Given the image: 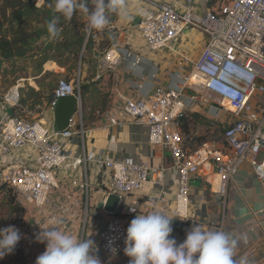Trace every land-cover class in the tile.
<instances>
[{
    "label": "built area",
    "instance_id": "obj_1",
    "mask_svg": "<svg viewBox=\"0 0 264 264\" xmlns=\"http://www.w3.org/2000/svg\"><path fill=\"white\" fill-rule=\"evenodd\" d=\"M127 1L133 11L142 10L134 27L152 52L171 49V42L185 30L197 29L204 38L201 51L188 70L180 67L178 73L169 72L167 84L151 85L138 97L121 95L117 107L122 122L144 125L148 143L170 154L172 167L178 171L172 214L189 218L190 184L204 167L215 174V193L219 197L225 195L229 181L243 163L249 164L264 193V0H221L216 10L205 14L194 11L191 0L183 2L181 10L167 1L154 10H143L135 0ZM125 57L133 58V66L141 61V57L117 46L106 50L99 64L111 68ZM150 79H156L155 75H150ZM82 83L80 72L69 80L61 78L49 100L31 108L21 101L19 84L1 97L0 182L22 199L23 209L31 214L37 232L57 219L62 221L58 226H67L66 216L73 199L68 196V204H61L56 210L47 203L58 187L56 169L71 157L66 144L85 134ZM134 88L141 89L142 84H135ZM68 95L75 97L76 109L67 126L55 131L52 111L58 99ZM197 105L203 106L210 124L222 127L220 144L218 140L194 147L184 143L179 118ZM7 106L11 107V114L6 112ZM226 114L227 119L223 116ZM18 152H22V160L16 157ZM102 163L110 171L105 192L120 201L148 183L164 184L163 168L138 163L131 156ZM147 199L156 202L153 196ZM127 227L120 214L107 212L98 252L107 259L123 253ZM44 250L45 244L42 253Z\"/></svg>",
    "mask_w": 264,
    "mask_h": 264
},
{
    "label": "crops",
    "instance_id": "obj_2",
    "mask_svg": "<svg viewBox=\"0 0 264 264\" xmlns=\"http://www.w3.org/2000/svg\"><path fill=\"white\" fill-rule=\"evenodd\" d=\"M135 1L143 10H154L158 4L166 1L175 9L181 10V4L186 0ZM220 3L221 0H191L192 8L199 14L216 10ZM141 12L142 10L133 11L129 1L124 0L123 15L115 12L106 25L108 30H113L116 34L105 51L118 46L141 57L138 65L133 66V58L125 57L117 65L106 68L99 64L102 56L97 54V64L92 69L89 70L84 64L81 78L87 83L83 94L85 134L82 138L73 137L66 144L65 148L71 151V157L56 169L58 187L50 194L47 203L50 209L56 210L59 205L68 204L70 196L73 204L69 206L66 216L67 226L64 229L58 227L81 239L90 235L88 238L96 246L107 218V211L102 208V204L107 198L105 189L110 180V171L103 165L104 160H119L131 156L138 163L164 169L163 186L148 183L140 191L119 202L115 212L120 214L127 225L135 215L153 210L175 217L172 210L178 171L172 167L170 154L162 147L148 143L147 128L144 125L122 122L123 117L117 107L120 105L121 95L138 97L140 92L148 90L151 85L167 84L169 72L178 73L180 67L188 70L191 62L199 55L204 38L197 29L185 30L171 42V49L163 48L152 52L136 34L133 24L135 17ZM183 58L188 61L185 62ZM141 74L144 79L140 78ZM153 74L156 77L154 80L150 79ZM135 84H142V88L135 89ZM190 112L198 115L199 126L205 127L210 123L203 106L197 105ZM223 116L228 118L227 114ZM195 133L199 135L202 130L197 129ZM216 136L217 133H211L208 137ZM218 142L221 143L220 140ZM16 157L22 160V152H18ZM73 180H77V183L73 184ZM215 180V174L210 173L207 167L194 176L189 189V218L174 219L171 236L179 244L184 241L187 231L193 225L223 230L233 238H239L236 259L246 257L248 264H264V193L251 167L247 163L240 165L236 175L229 181L223 197L215 193ZM9 195V190L0 182V200L7 207L12 206L8 202ZM149 196H153L156 202H150L147 199ZM15 199L23 206L20 197L15 196ZM132 207L136 208L135 212L130 211ZM29 223L31 214L24 211L22 223L19 222L18 227L21 238L34 258L27 264H34L36 258L42 254L44 243L36 242L38 232L32 234ZM96 255L99 256L101 264H129L130 259L124 252L110 259L100 252Z\"/></svg>",
    "mask_w": 264,
    "mask_h": 264
},
{
    "label": "clouds",
    "instance_id": "obj_3",
    "mask_svg": "<svg viewBox=\"0 0 264 264\" xmlns=\"http://www.w3.org/2000/svg\"><path fill=\"white\" fill-rule=\"evenodd\" d=\"M53 0L49 4L54 13L70 20L77 10L87 13V26L90 29L103 30L108 24L106 11L119 12L123 15L124 0ZM57 19L47 22V31L52 38L59 35ZM135 212L136 208H130ZM158 210L137 214L126 229L124 255L129 257V264H248L246 257L236 259V247L239 238L223 230L206 229L193 225L186 233L182 243L177 244L172 221ZM181 219V218H179ZM183 218L181 220H185ZM57 219L51 226L40 228L36 242L44 243L45 250L35 264H101L96 253L98 248L90 238L81 239L58 225ZM21 239V233L15 226L0 228V259L13 252ZM111 251L115 253V248Z\"/></svg>",
    "mask_w": 264,
    "mask_h": 264
},
{
    "label": "rangeland",
    "instance_id": "obj_4",
    "mask_svg": "<svg viewBox=\"0 0 264 264\" xmlns=\"http://www.w3.org/2000/svg\"><path fill=\"white\" fill-rule=\"evenodd\" d=\"M29 1H34L39 9L38 14L14 22L12 26L16 28L19 25L35 37L25 57L13 58L9 61L0 58V101L10 88L19 84L20 98L31 108L36 103L43 104L49 100L59 79L69 80L78 72L81 74L84 64L89 70L92 69L97 64L96 54L100 56L104 54L105 49L108 48L107 44L113 41L116 33L108 30L106 26L103 30L88 28V14L79 10L70 20L65 19L49 7L53 0ZM88 6L91 10L93 7L91 0ZM6 12L9 14L11 9H7ZM106 16L108 20L112 18L108 13ZM54 18H58L59 35L56 38L50 37L47 31V22ZM83 94L81 106L83 125H85ZM9 192L10 195H14L10 190ZM12 207L5 206V202L0 200V217L12 215ZM31 253L30 248L21 238L13 252L0 259V264H27L34 260Z\"/></svg>",
    "mask_w": 264,
    "mask_h": 264
},
{
    "label": "trees",
    "instance_id": "obj_5",
    "mask_svg": "<svg viewBox=\"0 0 264 264\" xmlns=\"http://www.w3.org/2000/svg\"><path fill=\"white\" fill-rule=\"evenodd\" d=\"M7 9L11 12L7 14ZM38 7L34 1L21 0H0V58L3 61H9L13 58L25 57L31 47L34 35L27 29L19 25L14 28V22H20L22 19H29L38 14ZM112 15L115 12L106 11ZM87 83L83 82L81 91H86ZM23 102V100L21 99ZM180 128L183 133L184 143L192 147L199 145L207 140L223 141L222 127L217 124H207L205 127L199 126L198 115L196 113L185 111L179 118ZM202 130V133L196 135V130ZM211 133H217L216 137H208ZM8 202L13 206L12 215L0 217V228L15 226L23 220V206L16 201L14 195H10Z\"/></svg>",
    "mask_w": 264,
    "mask_h": 264
},
{
    "label": "water",
    "instance_id": "obj_6",
    "mask_svg": "<svg viewBox=\"0 0 264 264\" xmlns=\"http://www.w3.org/2000/svg\"><path fill=\"white\" fill-rule=\"evenodd\" d=\"M139 19H140V16L137 15L134 19L133 24L138 23ZM76 106H77V101L75 97L72 95L64 96L58 99L52 111V115H53L52 125L55 131H61L67 126L68 119L74 113ZM6 112L8 114H11L10 106L6 107ZM119 202L120 200L116 195L110 194L107 196L104 204H102V208H104V210H106L107 212H114ZM29 231L32 234H36L37 229L34 226V224L31 223L29 225Z\"/></svg>",
    "mask_w": 264,
    "mask_h": 264
},
{
    "label": "bare ground",
    "instance_id": "obj_7",
    "mask_svg": "<svg viewBox=\"0 0 264 264\" xmlns=\"http://www.w3.org/2000/svg\"><path fill=\"white\" fill-rule=\"evenodd\" d=\"M10 100V99H9Z\"/></svg>",
    "mask_w": 264,
    "mask_h": 264
}]
</instances>
